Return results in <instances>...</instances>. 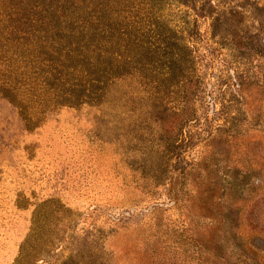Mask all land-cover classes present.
<instances>
[{
	"label": "rangeland",
	"instance_id": "obj_1",
	"mask_svg": "<svg viewBox=\"0 0 264 264\" xmlns=\"http://www.w3.org/2000/svg\"><path fill=\"white\" fill-rule=\"evenodd\" d=\"M21 1L0 0V264H264V0H31L113 53L95 98L78 33L20 39Z\"/></svg>",
	"mask_w": 264,
	"mask_h": 264
},
{
	"label": "trees",
	"instance_id": "obj_2",
	"mask_svg": "<svg viewBox=\"0 0 264 264\" xmlns=\"http://www.w3.org/2000/svg\"><path fill=\"white\" fill-rule=\"evenodd\" d=\"M21 11V16H18L16 19L12 20V26L13 29L20 31L22 36L20 39H27L28 35L35 36L36 37H45V35H42L43 33H46L48 36H50L52 42H60L66 43L69 39H76L77 33L78 37L81 39V43L75 41L73 44H75V48L71 49V52L73 53L72 56L78 57L81 56L85 60L87 64H89L93 70L89 71V68L84 71V77L81 83H74V85L82 86L81 94L86 92V94H83L84 97L93 96L94 98L98 96L97 93H93L94 90L98 89V87H101L99 83L101 82L100 76L93 77L95 74L102 75L104 74V71L99 68V60L101 58L100 52H102L105 56L104 59H112V52L109 49H106L105 47H102L103 50H99V39H93L91 36L90 28L93 26V24H72L73 22H78L77 19L65 16L64 11L59 12L60 16L66 17L65 19L60 16L56 15L58 12V9L51 4L44 5V3H36L31 0H25L21 1V5L19 7ZM109 18V17H107ZM97 24L99 23V18H96ZM80 21V20H79ZM81 23H84V21H81ZM109 33V36L107 40L104 42L111 46L115 42L112 39L113 33L110 31H107ZM15 40L18 42V38H15ZM89 40H92L91 42H87ZM43 42H45L43 40ZM90 76V77H88ZM92 76V77H91ZM76 79L73 80L75 82ZM73 85V84H71ZM71 96L70 98H78V95H66ZM63 98L62 100H65Z\"/></svg>",
	"mask_w": 264,
	"mask_h": 264
}]
</instances>
